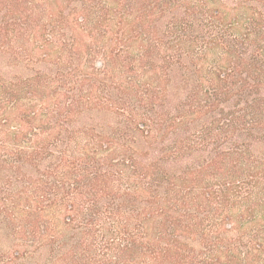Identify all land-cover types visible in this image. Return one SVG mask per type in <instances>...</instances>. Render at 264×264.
Masks as SVG:
<instances>
[{
	"label": "trees",
	"instance_id": "16d2710c",
	"mask_svg": "<svg viewBox=\"0 0 264 264\" xmlns=\"http://www.w3.org/2000/svg\"><path fill=\"white\" fill-rule=\"evenodd\" d=\"M0 264H264V0H0Z\"/></svg>",
	"mask_w": 264,
	"mask_h": 264
}]
</instances>
